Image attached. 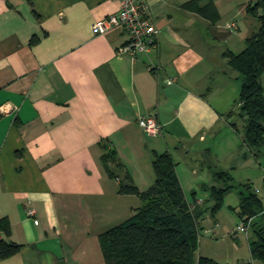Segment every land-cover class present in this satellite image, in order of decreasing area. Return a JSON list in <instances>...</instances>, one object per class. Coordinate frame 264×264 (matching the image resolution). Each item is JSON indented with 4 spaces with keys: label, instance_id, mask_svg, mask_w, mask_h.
Segmentation results:
<instances>
[{
    "label": "crops",
    "instance_id": "obj_1",
    "mask_svg": "<svg viewBox=\"0 0 264 264\" xmlns=\"http://www.w3.org/2000/svg\"><path fill=\"white\" fill-rule=\"evenodd\" d=\"M146 1L155 43L132 56L116 51L127 41L123 29L92 28L116 0H0V217L11 227L0 237L21 245L0 264H105L99 235L142 204L118 193L119 183L126 171L146 189L155 153L172 156L188 205L208 199L216 168L249 183L264 204L261 152L242 141L243 122L230 115L241 76L223 56L243 50L258 29L248 11L256 0H203L216 20L185 8L189 0ZM231 22L238 27H223ZM144 112L161 125L157 135L137 125ZM101 144L114 149L119 178L107 175ZM238 204L239 196L228 208ZM222 208L201 216L195 258L263 264L250 258L253 233L232 237L234 225L223 227ZM229 236L224 252L219 242Z\"/></svg>",
    "mask_w": 264,
    "mask_h": 264
},
{
    "label": "trees",
    "instance_id": "obj_2",
    "mask_svg": "<svg viewBox=\"0 0 264 264\" xmlns=\"http://www.w3.org/2000/svg\"><path fill=\"white\" fill-rule=\"evenodd\" d=\"M183 6L194 7L203 15L209 11L217 19L218 13L211 1L189 0ZM248 11L258 19V29L245 40L243 50L238 53L226 50L223 56L241 76L237 109L230 111V115L243 122L242 141L256 155L264 148V0H256ZM101 147L100 160L107 175L119 178L121 163L114 149L107 144ZM151 164L154 180L146 189L140 190L126 171L119 183L118 193L137 195L142 204L126 221L99 235L105 264H222L206 256L195 258L201 229L199 220L205 212L215 217L232 188L237 190L239 204L237 209L230 208L237 210L241 220L254 218L253 237L249 238L250 258L264 264V204L249 183L236 184L228 171L216 168L212 171V184L206 186L208 199L191 207L185 202L172 156L168 152L155 153ZM0 233L10 236L7 216L0 217ZM20 247L19 243L0 237V260L18 253ZM240 264L253 263L249 260Z\"/></svg>",
    "mask_w": 264,
    "mask_h": 264
},
{
    "label": "built area",
    "instance_id": "obj_3",
    "mask_svg": "<svg viewBox=\"0 0 264 264\" xmlns=\"http://www.w3.org/2000/svg\"><path fill=\"white\" fill-rule=\"evenodd\" d=\"M118 7L115 11L96 20L92 28L96 33L103 34L112 29L121 28L127 34V41L116 47L118 53L126 51L132 56L147 51L155 43V35L158 29L152 22L148 3L146 0H116ZM228 30H234L238 27L236 22L226 23L223 26ZM151 68V66H150ZM175 77L167 78L166 83L171 84ZM137 125L149 135H157L160 132L161 125L156 117L151 113H139L136 117ZM202 199H197L200 203ZM193 205H191L192 207ZM264 212V211H263ZM36 210L33 207L27 209V216L35 218ZM253 217L247 220H241L230 232L235 237L238 232L247 234L251 228ZM37 223V219H34ZM212 229H203V232H211Z\"/></svg>",
    "mask_w": 264,
    "mask_h": 264
},
{
    "label": "rangeland",
    "instance_id": "obj_4",
    "mask_svg": "<svg viewBox=\"0 0 264 264\" xmlns=\"http://www.w3.org/2000/svg\"><path fill=\"white\" fill-rule=\"evenodd\" d=\"M264 74V73H263ZM260 152H261V156H260V162H262L263 164V168H264V148H260ZM240 173V171H239ZM236 184L240 183L237 181H234ZM263 200H264V194H261ZM237 200H238V196H237V190L236 189H231L229 193L226 194L225 198H224V206L222 208V224L224 228H228L231 227L232 225H234V227L239 224L241 222V219L238 218L237 215V210H230L228 208V206H235L237 204ZM233 227V228H234ZM249 232L253 233V229L250 228ZM226 241L223 242H219L220 248L224 250V252L230 249L231 246V241H235L232 240L231 237L229 236V238L227 237ZM229 247V248H228ZM225 264V263H222Z\"/></svg>",
    "mask_w": 264,
    "mask_h": 264
}]
</instances>
